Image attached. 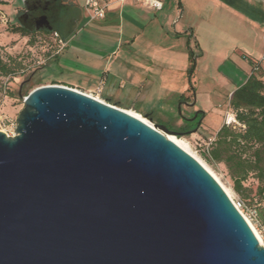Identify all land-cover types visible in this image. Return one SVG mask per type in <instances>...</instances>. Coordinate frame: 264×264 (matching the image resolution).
<instances>
[{
  "label": "water",
  "instance_id": "water-1",
  "mask_svg": "<svg viewBox=\"0 0 264 264\" xmlns=\"http://www.w3.org/2000/svg\"><path fill=\"white\" fill-rule=\"evenodd\" d=\"M163 132L72 87L30 91L15 135L0 131V264H264L221 186Z\"/></svg>",
  "mask_w": 264,
  "mask_h": 264
},
{
  "label": "crops",
  "instance_id": "crops-1",
  "mask_svg": "<svg viewBox=\"0 0 264 264\" xmlns=\"http://www.w3.org/2000/svg\"><path fill=\"white\" fill-rule=\"evenodd\" d=\"M74 1L80 15L63 49L45 65L53 64L50 76L181 130L196 109L189 69L191 52L196 63L202 54L201 31L214 34L228 26L244 37L248 29L259 26L264 38V0H160L158 10L134 0H106L104 17L94 21H88L84 0ZM81 24L86 28L80 31ZM242 72V82L234 89L248 79ZM177 104L185 108L186 117L175 115ZM205 115L198 113L194 120L200 117L199 124L183 132L197 129V134L201 128L212 133L224 124L222 117L219 126L210 129L203 123Z\"/></svg>",
  "mask_w": 264,
  "mask_h": 264
},
{
  "label": "rangeland",
  "instance_id": "rangeland-1",
  "mask_svg": "<svg viewBox=\"0 0 264 264\" xmlns=\"http://www.w3.org/2000/svg\"><path fill=\"white\" fill-rule=\"evenodd\" d=\"M23 3L24 0H0V54L4 58L7 55L21 58L23 64L21 69L9 76L0 74V103L2 112L9 119L8 123L0 124V131L10 135L15 131L16 118L24 106V97L30 91L42 85H63L50 76L53 74V64L45 67L47 62L45 64L37 63V61L49 54L46 51L48 50L47 44H52L50 34L37 33L30 38L19 34L11 36L12 34L9 33L11 25L15 22V14L24 13ZM84 28H86V24H81L78 30L81 31ZM259 28V26H254L253 29H248L244 37H240L239 30L236 31L234 27L228 26L217 30L214 34L205 30L201 31L202 54L198 58V62L196 63L195 61L193 74L191 73V87L194 93L191 102H195L193 106L196 109L190 118L196 113L201 114L205 111L206 115L203 123L207 124L210 129L217 128L222 117L225 119L227 114L234 113L228 106L230 97L227 94L228 91L241 84L243 79L242 71L245 70L248 77L253 75L264 80V38ZM245 56L249 57L252 62H248ZM36 68L38 70L33 79L29 80L19 90L20 82L22 83L30 72ZM72 88L88 94V92L79 88ZM10 92L13 93V96L9 94ZM113 105L118 107L116 104ZM175 115L181 119L186 117L188 113L183 106L181 107L177 104ZM199 119L200 117L196 120H184L183 123L187 127H184L185 129L183 130L195 128L200 121ZM151 123L158 124L153 120ZM164 123L170 131L174 132L172 134L169 133V135L182 140L187 145L195 156L194 158L217 181L229 199L232 202L237 199L247 201L248 205L256 207L259 218L264 223V195L258 192L257 179L252 174L249 175L242 182L244 190L240 193L234 191L232 181L224 165L207 160L205 153L201 150V146L197 145V136L215 134V132H207V130L200 128L197 134H195L197 129L183 133V130L174 126V123Z\"/></svg>",
  "mask_w": 264,
  "mask_h": 264
},
{
  "label": "trees",
  "instance_id": "trees-1",
  "mask_svg": "<svg viewBox=\"0 0 264 264\" xmlns=\"http://www.w3.org/2000/svg\"><path fill=\"white\" fill-rule=\"evenodd\" d=\"M106 2V0H102ZM24 13L15 14V22L11 25L9 33L33 37L37 33L49 35L57 31L64 39L75 27L78 19L79 7L74 0H24ZM46 15L52 26L35 28L36 19ZM46 52L49 53L47 50ZM249 62L251 59L245 56ZM195 60L191 52L190 73L194 69ZM23 66L22 59L0 54V74L9 76ZM38 68L19 84V90L33 79ZM22 84V85H21ZM21 85V86H20ZM13 96V93H9ZM229 107L243 127H233L223 124L215 133L209 153L205 158L210 162L222 163L232 181L234 191L240 193L244 190L242 182L253 175L258 182V192L264 195V80L249 76L230 95ZM2 110V107H1ZM185 133V132H183ZM248 204L247 201H244Z\"/></svg>",
  "mask_w": 264,
  "mask_h": 264
},
{
  "label": "built area",
  "instance_id": "built-area-1",
  "mask_svg": "<svg viewBox=\"0 0 264 264\" xmlns=\"http://www.w3.org/2000/svg\"><path fill=\"white\" fill-rule=\"evenodd\" d=\"M120 1H124V0H120ZM134 1L139 2L143 7L151 10H158L161 9L162 7V2L160 0H134ZM83 9L87 14L88 21L102 19L105 15L106 2H103L102 0H84ZM50 38L52 40V44L49 43L47 44L49 54L41 58L39 61H37L38 64H45L50 58L58 54L66 44L65 39H63L57 31H52L50 33ZM88 95L96 99H100L98 96L92 95L91 93H88ZM8 122L9 119L2 112L1 103H0V124L1 123L4 124ZM224 124L232 125L233 127H243V125L237 121L234 113L231 114L229 113L226 115L224 119ZM6 135L14 136L15 131L11 135L9 133H6ZM215 139H216V133L204 134L201 136H197L198 141L196 143L198 146H201V150L205 154H208ZM233 204L237 208V210L241 213V215L244 217V219L247 221V223L249 221L253 225L261 240L262 246H264V223L259 218V213L257 208L248 205L247 203H245L243 200L240 199H237L235 202H233Z\"/></svg>",
  "mask_w": 264,
  "mask_h": 264
},
{
  "label": "bare ground",
  "instance_id": "bare-ground-1",
  "mask_svg": "<svg viewBox=\"0 0 264 264\" xmlns=\"http://www.w3.org/2000/svg\"><path fill=\"white\" fill-rule=\"evenodd\" d=\"M100 101H103L101 99H99ZM122 109V108H120ZM123 111L129 113L130 115H133L137 118H139L140 120L144 121L145 123L149 124V125H153L147 118H145L142 114L140 113H137V112H133V111H126L125 109H122ZM164 133V132H163ZM170 140H172L174 143H176L177 145H179L182 149H184L186 152H188L190 155H192L193 157H195L191 151L189 150V148L187 147V145L182 141V140H179L178 138L174 137V136H170L168 133H164ZM252 231L255 233V235L258 237V241L260 242V244L262 245L261 243V240L255 230V228L252 226V224L248 221Z\"/></svg>",
  "mask_w": 264,
  "mask_h": 264
}]
</instances>
